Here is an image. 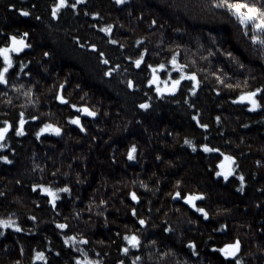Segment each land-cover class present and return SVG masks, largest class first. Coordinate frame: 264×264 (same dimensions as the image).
I'll return each instance as SVG.
<instances>
[{
	"label": "trees",
	"instance_id": "1",
	"mask_svg": "<svg viewBox=\"0 0 264 264\" xmlns=\"http://www.w3.org/2000/svg\"><path fill=\"white\" fill-rule=\"evenodd\" d=\"M55 2L0 0V44L9 34L27 31L32 45L13 54L9 84H0V127L4 120L18 124L21 112L27 121L25 135L17 136L12 129L0 142L6 144L0 155L12 161H0V219L11 218L23 229L0 227L4 233L0 264H45L33 259L35 251L45 253L47 264H75V257L83 258L77 248L102 264H117L120 259L132 264L137 255L142 257L138 264H223L212 245L237 237L244 264H264V108L249 111L246 103H233L240 91L264 85V49L251 45L235 21L223 10L212 9L209 0H126L123 5L115 0H85L76 9H62L54 19ZM20 9L31 15L22 16ZM106 24L113 26L111 34L100 31ZM91 44L97 45V51ZM177 50L180 62L196 71L202 83L196 95L188 91L191 82L184 80L174 96H160L147 83L151 78L147 64H166L158 72L162 81L169 72L175 77L178 73L167 62ZM45 51L50 55L44 56ZM100 51L109 65L101 62ZM209 51L217 55L209 56ZM224 51H232L245 67L224 57ZM141 52L145 63L136 68L134 60ZM21 62L26 65L23 71ZM116 65L120 67L112 76L104 75ZM218 65L231 76L228 82L239 87L228 89L216 81L211 73ZM128 80L136 87L129 88ZM65 81L71 103L98 112L97 117H81L85 132L68 122L70 115L78 114L76 110L54 98ZM29 88L30 97L23 94ZM144 102L151 107L139 108ZM197 112L207 129L192 119ZM32 115L38 119L31 120ZM44 123L59 126L61 135L45 133L37 139L35 133ZM185 139L196 145L195 151ZM205 143L236 157L239 167L228 181L215 176L222 157L205 153L201 147ZM132 144L137 152L130 161L127 150ZM240 173L245 176L243 192L238 190ZM37 183L67 185L71 194L60 193L53 209L44 194L32 191ZM177 190L203 193L205 198L197 204L209 212V218L174 199ZM133 191L139 202L131 199ZM133 207L148 221L145 226L131 215ZM56 223L70 228L58 229ZM221 225L227 228L219 230ZM169 227L172 231L165 232ZM133 231L141 235L144 246L125 255L120 251L126 244L122 237ZM74 234L78 240L87 237L89 244L65 245L64 236ZM151 240L157 243L149 245ZM189 240L197 243L199 256L191 254ZM165 252L168 255H161Z\"/></svg>",
	"mask_w": 264,
	"mask_h": 264
},
{
	"label": "snow or ice",
	"instance_id": "2",
	"mask_svg": "<svg viewBox=\"0 0 264 264\" xmlns=\"http://www.w3.org/2000/svg\"><path fill=\"white\" fill-rule=\"evenodd\" d=\"M85 3V0H75L74 3L69 4V0H56V2L51 7V16L54 19L59 18L60 12L62 9L65 8H72L76 9L78 4ZM115 3L117 5H123L126 3V0H115ZM209 5L214 10H223L224 13H226L231 19H233L236 23L237 29L242 33L243 37H246L248 41H250L251 45L253 46H259L261 49H264V0H209ZM10 7H15V5H10ZM35 7V5H33ZM20 14L22 16H29L31 13L27 10L20 9ZM88 12H85V15H88ZM93 16H99V12H93L91 13ZM36 19H40L39 16L36 17ZM157 21L153 19L151 21L152 25H155ZM113 30V26L111 24H106L104 27L100 29V31L111 34ZM29 36V32L25 31L22 33V35H12L9 34L4 45L0 46V58L3 60V67H0V84L8 85L9 84V76H10V69H13L14 65V59L13 54H20L25 49H30L32 45L28 42L27 38ZM78 39V38H75ZM112 44H118L119 42L115 39H110L109 41ZM137 43L139 44L140 41L138 40ZM81 47L84 45L81 44ZM91 49L93 51H97V45L91 44ZM120 47L123 48L124 45L120 44ZM179 48V46H177ZM145 52L147 49L144 50ZM44 56H49L50 53L45 51L43 53ZM209 56H215L217 53L209 51ZM224 57L229 59L230 61L237 63L239 68L243 69L245 67L244 63L239 62L238 58L234 55L232 51H224L223 52ZM179 51H174L171 55L170 60L167 62L168 64H171L172 69L175 70L178 75L173 77L171 72H169L168 77L166 80H161L160 75L158 72L160 70H163L166 68L165 63H159L155 66L152 64H147V68L151 69V78L148 79L147 83L149 86H155V92L163 96L165 93L175 95L180 89H181V82L184 80H188L191 82V87L188 89V91L192 95H196L197 89L200 87L202 81L198 78V74L196 71H191L189 69V65L183 64L178 59ZM99 57L101 58V62L104 65H109L110 60L106 58V55L103 51L99 52ZM203 59H207V57H202ZM131 59V57H129ZM145 63L144 58V52H141L138 57L134 60V64L136 68H140L142 64ZM193 63L195 61L193 60ZM26 67V65L21 62L20 68L21 71ZM120 66L116 65L113 67H108L107 70L104 72L105 76H112L113 72L118 69ZM126 71V70H125ZM205 72H207V69H204ZM27 75V73H25ZM19 75V73H17ZM212 76L216 78V81L223 85L225 88L228 89H234L239 87V84H233L228 81L231 80V76L228 72L225 71L224 67L217 66V70L213 71L211 73ZM227 77V80L225 79ZM65 83H62L59 85V91L55 95V99L59 101L62 105L68 106L72 109H75L78 113L77 115H70L68 117V122L72 125H76L79 127L81 132H85L86 128L84 127L82 121H81V113L85 114L89 117H97L98 112L93 110L88 105H77L75 103H71V101L67 98L65 95ZM247 81L245 80V84ZM161 84H163V87H161ZM127 86L129 88L136 87L134 82L132 80L127 81ZM13 88H16V85H12ZM20 88H23V85L19 86ZM76 88H80V85L77 84ZM25 96L30 97L32 94V89L29 88L27 91L23 93ZM83 99V98H82ZM29 102H32L31 100ZM233 103H240V104H247L249 111H256L257 109L264 108V85H261L260 87H256L252 90L247 91H240V93L235 97L233 100ZM192 107H195V105H191ZM151 105L147 102L139 104V108L141 109H149ZM31 120H37V116H30ZM192 119L196 122V124L203 129H207L209 125L207 123H202L199 113L197 112L196 115L192 117ZM216 121H220V117H216ZM27 121L25 120V113L21 112L19 115V121L18 124L10 123L8 120L3 121V127H0V142L5 141L7 134L10 130L14 129L15 134L17 136H23L25 135V125ZM45 133H54L56 136H60L62 133V129L52 123H44L42 127L39 128V130L35 133V136L37 139H40L41 136ZM185 144H189L192 147V150H196V145L192 144V142L188 139H185ZM6 147L5 143H0V148ZM203 151L205 153H220V156L222 159H219L218 164L216 165L215 176L216 177H222L224 181H228L231 176H234L236 174V169L239 167L237 164V159L235 156L226 154L221 152L219 148L210 147L209 144L205 143L201 145ZM136 152H137V146L135 144H132L128 150H127V159L132 161L136 159ZM160 157H157L159 159ZM0 161H4L8 164H11L12 161L9 159L6 155H0ZM259 163V161H257ZM39 167V165H37ZM240 187L239 191H244V183H245V176L243 173H240L238 176ZM19 183V181H17ZM181 182L178 180L176 182L177 186H179ZM142 186L146 187V185ZM32 191L33 192H39L44 194L48 199L47 203H49L53 209H56L58 207L57 201L61 199L60 193H69L71 194V188L65 185L64 187H53L51 185L47 184H33L32 185ZM0 195H3V193H0ZM131 196V199L133 201L139 202L140 197L136 194V192H131L129 194ZM174 199H182L187 205H189L192 209L195 210V212L200 213L202 217L207 220L209 218V212L204 208L200 207L197 204V201L203 200L204 194L203 193H189V194H183L181 191L177 190L174 193L173 196ZM101 204H105L106 202L104 200L100 201ZM90 210V209H89ZM131 215L134 218H137V222L140 226H145L148 221L145 220L142 217L138 216L137 209L133 207L131 209ZM31 220H36L37 217L31 216ZM0 227L3 228H14L15 231L21 232L23 229L21 226L16 223V221L12 220L11 218L8 219H0ZM56 227L58 229L64 230L69 229L70 225L67 223H56ZM227 228V225H221L219 230H224ZM165 232H171L172 229L165 228ZM3 232H0V235H3ZM119 235V233H117ZM123 241L126 242L125 246H123L120 251H122L125 255H127L131 249H141L144 244L141 235L138 234L137 231H133L131 233H125L122 237ZM80 243L83 245L89 244V240L87 237L81 236L78 240L77 235H65L64 236V244L65 245H73L74 243ZM157 242L155 240L148 241L149 245H155ZM7 247V246H5ZM187 247L191 250V254L194 256H199L198 251V245L194 240H189ZM242 250V242L239 237L235 238L234 240H231L229 242H225L221 245L213 244L212 245V251L214 253H218L219 256L223 258V264H244L243 260L239 258V254ZM24 249L21 247L20 252L23 253ZM77 252L81 253L83 258L80 256L75 257V264H102V261L100 259H92L89 257L88 252L84 248H77ZM171 250H169L170 252ZM57 256L60 255L59 252L56 253ZM98 255V254H97ZM161 255L166 256L168 255V252L161 253ZM149 258H151L149 256ZM34 260H40L44 261L45 264H47V257L43 251H35V255L33 257ZM142 260L141 256H135L132 264H138ZM16 264H19V261L16 262ZM117 264H125L123 259H120Z\"/></svg>",
	"mask_w": 264,
	"mask_h": 264
},
{
	"label": "water",
	"instance_id": "3",
	"mask_svg": "<svg viewBox=\"0 0 264 264\" xmlns=\"http://www.w3.org/2000/svg\"><path fill=\"white\" fill-rule=\"evenodd\" d=\"M80 115H81V117L84 118V119H86V118H92V117H89V116H87V115H85V114H82V113H81Z\"/></svg>",
	"mask_w": 264,
	"mask_h": 264
},
{
	"label": "flooded vegetation",
	"instance_id": "4",
	"mask_svg": "<svg viewBox=\"0 0 264 264\" xmlns=\"http://www.w3.org/2000/svg\"><path fill=\"white\" fill-rule=\"evenodd\" d=\"M4 45V43L3 44H0V46H3ZM1 59V67H3V60H2V58H0Z\"/></svg>",
	"mask_w": 264,
	"mask_h": 264
}]
</instances>
